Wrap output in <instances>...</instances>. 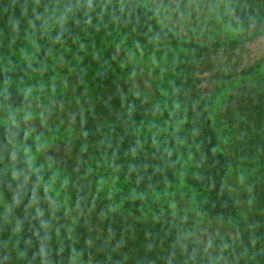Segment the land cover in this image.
Here are the masks:
<instances>
[{"label": "trees", "instance_id": "16d2710c", "mask_svg": "<svg viewBox=\"0 0 264 264\" xmlns=\"http://www.w3.org/2000/svg\"><path fill=\"white\" fill-rule=\"evenodd\" d=\"M160 1L198 27L196 12L206 11L205 25L223 24L228 35L185 40L143 0H0V82L57 60L88 104L71 148L45 172L23 153L24 131L0 124L9 207H0V264H68L73 255L89 264H264V76L234 89L264 67V53L250 56L264 37V0ZM252 25L262 29L241 35ZM224 92L227 155L212 121ZM6 101L21 105L15 93ZM54 174L71 219L38 192ZM233 174L244 180L235 192ZM111 185L121 189L116 199L102 198ZM179 187L190 200L172 215L160 196ZM198 223L228 225L234 237Z\"/></svg>", "mask_w": 264, "mask_h": 264}, {"label": "rangeland", "instance_id": "374dc122", "mask_svg": "<svg viewBox=\"0 0 264 264\" xmlns=\"http://www.w3.org/2000/svg\"><path fill=\"white\" fill-rule=\"evenodd\" d=\"M145 6L154 9L162 23L168 24L173 30L177 31L181 37L188 41L197 39L199 43L208 42L211 40L224 38L228 34V28L223 24L217 23L216 26H206V19L210 18L206 11L198 10L196 13L200 15L203 20L202 27H198L191 20V15L177 16L171 14L164 9L160 0H143ZM207 5V4H205ZM205 17V18H204ZM205 19V21H204ZM262 29V25H252L248 28L242 29L239 32L241 35L246 36L253 34ZM253 58H258L264 53V37L252 46ZM52 61V60H50ZM21 63L20 65H23ZM47 68L32 70L24 77L16 76L11 79H6L0 82V124L4 126H17L20 127L27 139L28 143L24 148L23 153L29 157L30 163L36 170L40 172L46 171V165L51 164L50 160L58 154H66L71 148L72 142L77 137L78 131L71 128L76 123L78 118L85 115L87 101L79 100L76 98L82 91L78 90V82L75 78H70V74L60 73L61 65L57 60L52 61ZM264 76V67L257 73L247 76L234 85V89L243 87H252ZM46 78V80H44ZM141 78L140 85L145 90H151L147 78L144 74H140L138 79ZM69 79V80H68ZM71 79L73 81H71ZM10 80V81H8ZM231 91V90H230ZM15 93L21 97V105L12 107L8 102H4L5 98ZM229 92H224L216 101L213 109L212 121L214 129L219 137V147L222 153L227 155L231 145L228 141V135L224 132L222 123V116L224 114L225 102L228 99ZM58 157H62V156ZM244 181L238 175H232L229 179V186L235 192L234 186H240ZM40 182V177H39ZM61 180L55 174L48 176L43 183H39L38 192L40 190L47 194L50 201L49 206L57 213L63 212L68 214V219L73 217V209L67 197L62 193ZM115 185V184H112ZM106 186L102 191V198L116 199L121 189L116 186ZM108 188H111L108 190ZM114 188V189H113ZM180 188V190H179ZM171 193H166L160 196L162 201L161 205L164 206V211L175 215L180 212L182 206L190 200L182 191L183 188L179 187ZM110 196V197H109ZM46 198V197H45ZM40 199V193L38 194ZM111 202V201H110ZM241 210L244 215L249 212V205L247 200H239ZM0 207L5 212H9L8 205L0 198ZM181 207V208H180ZM199 232L208 233L210 227L212 231L225 232L230 237H234L228 225L216 223L212 225H205L198 223ZM228 231V233L226 232ZM68 264H89L81 256L73 255L70 257Z\"/></svg>", "mask_w": 264, "mask_h": 264}]
</instances>
